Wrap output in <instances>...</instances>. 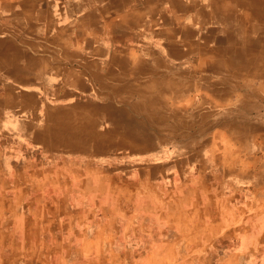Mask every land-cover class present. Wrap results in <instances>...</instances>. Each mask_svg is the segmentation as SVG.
Returning a JSON list of instances; mask_svg holds the SVG:
<instances>
[{
  "label": "crops",
  "instance_id": "0c3cea01",
  "mask_svg": "<svg viewBox=\"0 0 264 264\" xmlns=\"http://www.w3.org/2000/svg\"><path fill=\"white\" fill-rule=\"evenodd\" d=\"M244 1L0 0V264H248L264 249L253 105L250 135L228 124L218 139V119L186 99L215 59L184 51L256 15ZM156 143L179 157L156 162Z\"/></svg>",
  "mask_w": 264,
  "mask_h": 264
},
{
  "label": "rangeland",
  "instance_id": "374dc122",
  "mask_svg": "<svg viewBox=\"0 0 264 264\" xmlns=\"http://www.w3.org/2000/svg\"><path fill=\"white\" fill-rule=\"evenodd\" d=\"M239 5L242 6V4H239ZM236 9H237V6H236ZM249 13L250 11L246 12V14L244 15L245 18L242 17L243 15L234 16L233 17L234 28L230 32L226 30L225 25L223 28H221L223 25L222 24L220 25L221 23L220 22L216 24L218 27V30L215 27L216 25H213L215 27V30H212V31L204 30L203 32L199 33L201 36V39H203L202 41L203 44H206L204 43L205 39L206 40L210 38L213 39L212 43H214V45L213 46L207 45L206 46L207 48L205 49L206 51L208 50V48H214L216 50L215 56L217 57H214L215 60H220V61L231 60L233 61L234 64H245L246 63L245 66L240 67L242 68V71H244V73L241 74V76L236 77L234 74H229L226 80V83L224 85L222 84L224 87L225 86L232 87L231 91L235 90V93L233 95L232 93H230L229 95L228 94L226 95L225 93L214 92V90H211V88L205 84L203 79L192 81V85L188 82L189 87L191 89L188 88L190 90H188V95L186 96L187 104L191 106L193 105L192 102L194 101L200 102L202 104L201 106L202 110L200 111V113L204 115V117L208 116L207 118L211 119V116H212L213 119H218V123H219L218 126L212 129L214 130L215 136H218V139H227L228 137L227 133L230 132V130L227 131L229 128L228 126H231V125L234 126L236 130H238V133L236 132L238 136L242 135L243 130H247L246 135H250V129H251L250 125L252 126V124L248 118L251 112L250 113L246 112L247 111L246 106H252V105H253V109H252L251 115L255 120L258 121L257 122L258 126L261 125L258 128V130H256V132H258L260 136L264 135V66L261 67V69H263L262 71L259 70L258 73L254 72L253 71L254 64L252 60L253 57L250 56V55L260 56V53H264V47L263 46L260 47L259 45L260 43L258 40L260 36H264V22H262L261 20L255 19L254 16L246 18V16ZM259 15L260 14L256 16H259ZM159 36H162V33H160ZM192 39H199L198 34L196 36L193 35ZM231 51L234 54H237V53L250 54V55L244 56V58L246 59L247 56H250L252 63H247L246 61L245 62L239 61L237 57L230 54ZM135 54H141V52L135 53ZM223 54L225 56H223ZM195 56H198V55H195ZM204 56H199V57H201L203 60H206ZM258 56L257 58H259ZM209 60L212 61L211 59ZM211 63L212 62L199 63L198 66L202 68H205V66L210 67L212 65ZM203 74L208 75L213 79H216V76L214 73L203 71ZM221 75L223 74H220V76ZM221 77H219V79ZM244 79H246V82L249 84L250 88L249 87H247V89L245 87L237 88L235 87V85H233V83L242 82L244 81ZM195 85H197V87H195ZM189 113L190 112H188V117L191 116ZM228 124H231V125H228ZM210 130L207 131L208 134L204 136L202 139H210V133H211ZM189 131H194V128L192 129L188 127L187 139H190L188 137L190 135ZM146 133L147 131L144 132V134ZM161 134L165 135L168 133H166V131H163V129H161ZM171 139H179V137L171 136ZM155 146H156V156L158 158L162 157L161 154L163 150L169 151V149L171 151L172 150L174 151L173 155L175 153L178 156L177 151L179 150V146L177 144L167 145V144H157L156 143ZM158 149L160 152L158 151ZM251 152L252 151H250V153ZM159 160L160 158L156 159L155 161L157 162ZM165 180H167L168 182L172 181L174 183H178L179 177L175 176L171 180H169V177H166ZM167 194H168L167 196L168 206H173V205L177 206V203L179 202V196H182V195H178L176 194V192L175 193L168 192ZM156 196H158L157 193H156ZM182 199H185V198L183 197L181 198V200ZM249 210L253 212L255 209L251 208ZM9 242L12 244L14 241L11 240ZM221 242L222 241L219 242L220 245L223 243ZM15 243L17 245L18 241H15ZM1 244H2V241L0 240V245ZM260 247L263 248V245H261ZM260 247L257 250L258 252H256L257 254L248 255L247 257L248 264H261L264 262V255H262V253L264 252V249ZM224 259H225V256H223L222 254L216 257V260L218 263L224 262Z\"/></svg>",
  "mask_w": 264,
  "mask_h": 264
},
{
  "label": "bare ground",
  "instance_id": "6f19581e",
  "mask_svg": "<svg viewBox=\"0 0 264 264\" xmlns=\"http://www.w3.org/2000/svg\"><path fill=\"white\" fill-rule=\"evenodd\" d=\"M239 4H243V6H246V7H250L251 8V10H255L256 12H257V14H260L259 16H256V15H253L252 13H249L247 16H246V18H249V17H253L254 16V18L255 19H258V20H261L262 22H264V0H247V1H244V2H240ZM3 5V4H2ZM249 8V9H250ZM19 11V10H18ZM16 12V11H15ZM243 18H245L244 16H242ZM30 18V17H29ZM0 19H1V17H0ZM241 19V18H240ZM246 20V19H245ZM248 20V19H247ZM3 21V20H2ZM29 22H30V20H29ZM32 22V21H31ZM246 24H247V22H246ZM19 25V24H18ZM240 27V26H239ZM255 27V26H254ZM46 29H48V28H46ZM247 30V29H246ZM245 30V31H246ZM48 31V30H47ZM55 33V32H54ZM58 34V33H57ZM56 34V35H57ZM54 36V35H53ZM134 36V35H133ZM50 37H51V35H50ZM55 37V36H54ZM58 37V36H57ZM234 37V36H233ZM17 38V37H16ZM42 38V37H41ZM53 38V37H52ZM51 38V39H52ZM62 38V37H61ZM81 38V37H80ZM18 39V38H17ZM29 40H31V39H29ZM64 40V39H63ZM258 40H259V45H260V47L261 46H263L264 47V36H260V38H258ZM32 41H34V40H32ZM32 41H30V42H32ZM50 41H52V40H50ZM49 41V42H50ZM53 41H54V38H53ZM87 41V40H86ZM25 42V41H24ZM54 42H56V41H54ZM59 42V41H58ZM21 43V42H20ZM78 43V42H77ZM57 44V43H56ZM48 45V44H47ZM84 46V45H83ZM242 47H243V45H242ZM206 48V47H205ZM205 48H199V47H188V51H184L185 52V54L189 57H193V56H195V55H198V56H204L205 57V59H207L208 57H213V59H214V57H217V56H215V53H216V50L214 49V51L211 49V48H208V50L206 51V49ZM225 49V48H224ZM248 49H250V48H248ZM248 49H246V50H248ZM252 49V48H251ZM256 49V48H255ZM65 50V49H64ZM178 48L177 49H175V50H173L172 49V51H173V53L175 54V53H178ZM67 52H68V50H66ZM65 51V52H66ZM225 51V50H224ZM239 51V50H238ZM250 51V50H249ZM248 51V52H249ZM40 52V51H39ZM70 52V51H69ZM184 52H182V54H184ZM223 52V51H222ZM242 52V51H241ZM257 52V51H256ZM8 53V52H7ZM12 53V52H11ZM258 53H259V51H258ZM53 54V53H52ZM209 54V55H208ZM230 54L231 55H233V56H235V57H237L238 59H239V61H246L247 63H252L251 62V58H250V56H252L253 57V66H254V72H256V73H258V71L260 70V71H262L263 69H261V67L262 66H264V53H260V56H258L259 58H257V56L256 55H250V54H242V53H237V54H234L232 51L230 52ZM62 55V54H61ZM246 55H250V56H247L246 57V59L244 58V56H246ZM63 56V55H62ZM223 56H225L224 54H223ZM64 57H66V56H64ZM84 57H88V56H84ZM36 58V57H35ZM87 60V59H86ZM4 61V60H3ZM220 60H214V62H212L211 64V66L210 67H206L205 66V68H203L202 69V71H207V72H209V73H214L217 77H218V81L219 82H221V84H225L226 83V80H227V78H228V76H229V74H234L236 77H238V76H241V74H243L244 73V71H242V68H240V67H242V66H245V64H234L233 63V61H231V60H227V61H225V63H223V64H217L218 62H219ZM18 62V61H17ZM78 62V61H77ZM115 62V61H114ZM113 62V63H114ZM4 63H5V61H4ZM34 63V62H33ZM49 63V62H48ZM95 63V62H94ZM109 63V62H108ZM242 63V62H241ZM91 64V63H90ZM84 65V64H83ZM87 65V64H86ZM239 65V66H238ZM76 66V65H75ZM109 66H110V64H109ZM209 66V65H208ZM67 67V66H66ZM118 67V66H117ZM12 68V67H11ZM87 68V67H86ZM101 68H102V66H101ZM111 68V67H110ZM232 68V69H231ZM74 69V68H73ZM107 69V68H106ZM109 69V68H108ZM244 69V68H243ZM89 70H91V69H89ZM109 70H111V69H109ZM129 70V69H128ZM147 70V69H146ZM231 70V71H230ZM249 70V69H248ZM70 71H71V69H70ZM191 71V70H190ZM82 72V71H81ZM89 72H91V71H89ZM99 72V71H98ZM133 72V71H132ZM180 72V71H179ZM178 72V73H179ZM192 72V71H191ZM83 73V72H82ZM104 73H106V72H104ZM125 73V72H124ZM140 73V72H139ZM147 73V72H146ZM100 74V73H99ZM123 74V73H122ZM128 74V73H127ZM135 74V73H134ZM144 74H145V72H144ZM220 74H223V75H221L220 76ZM255 74V73H254ZM90 75H92V74H90ZM89 75V76H90ZM94 75V74H93ZM191 75V74H190ZM71 76H72V74H71ZM100 76V75H99ZM98 76V77H99ZM107 76V75H106ZM105 76V77H106ZM130 76V75H129ZM155 76V75H154ZM201 76V75H200ZM95 77H96V75H95ZM117 76H115V78H116ZM133 77V76H132ZM219 77H221L220 79H219ZM77 78V77H76ZM108 78H109V76H108ZM112 78V77H111ZM139 78V77H138ZM158 78V77H157ZM165 78V77H164ZM163 78V79H164ZM201 78L204 80V82H205V84L207 85V86H209L210 88H211V90L213 89L215 92L216 91H218V92H220V93H228V92H230L231 91V88L232 87H229V86H223V88L222 89H219V88H217V86H216V82H215V80H211V79H209V76L208 75H205V74H203V76H201ZM102 79V78H101ZM103 79H105V78H103ZM121 79H123V78H121ZM127 79V78H126ZM136 79V78H135ZM153 79H155V78H153ZM191 79V78H190ZM230 80V79H229ZM76 81H78V80H76ZM115 81V80H114ZM151 81H155V80H151ZM222 81H223V83H222ZM232 81H234V80H232ZM109 82V81H108ZM134 82V81H133ZM178 82V81H177ZM187 82V81H186ZM72 83V82H71ZM101 83V82H100ZM100 83H99V85H100ZM140 83V82H139ZM176 83V82H175ZM196 83V82H195ZM96 84V83H95ZM116 84H118V83H116ZM155 84V83H154ZM153 84V85H154ZM98 85V86H99ZM112 85V84H111ZM130 85V84H129ZM165 85V84H164ZM186 85V84H185ZM233 85H235V87H239V88H243V87H245L246 89H247V87H249V84L246 82V79H244V81H242V82H237V83H233ZM97 86V85H96ZM113 86V85H112ZM112 86H110V88L112 87ZM131 86V85H130ZM141 86V85H140ZM148 86V85H147ZM150 86V85H149ZM181 86V85H180ZM187 87H186V89H188V88H190L189 87V84L187 83V85H186ZM76 87V86H75ZM115 87V86H114ZM119 87V86H118ZM167 87V86H166ZM173 87V86H172ZM195 87H197V85H195ZM205 87V86H204ZM99 88V87H98ZM105 88V87H104ZM113 88V87H112ZM137 88V87H136ZM168 88V87H167ZM177 89V88H179V86H174V88L173 89ZM250 88V87H249ZM71 89V88H70ZM85 89V88H84ZM88 89V88H87ZM94 89V88H93ZM263 89V88H262ZM68 90V89H67ZM147 90V89H146ZM166 90V89H165ZM181 90H183V88L181 89ZM249 90V89H248ZM66 91V90H65ZM80 91H81V89H80ZM84 91V90H83ZM94 91V90H93ZM143 91V90H142ZM148 91V90H147ZM159 91V90H158ZM178 91V90H177ZM184 91V90H183ZM55 92V91H54ZM70 92V91H69ZM100 92V91H99ZM115 92V91H114ZM125 92V91H124ZM160 92V91H159ZM159 92H157V96H158V93ZM173 92V91H172ZM99 94V93H98ZM105 94V93H104ZM109 94V93H108ZM118 94V93H117ZM227 95V94H226ZM114 96V95H113ZM154 96V95H153ZM110 97V96H109ZM150 98V97H149ZM155 98H157V97H155ZM147 100V99H146ZM149 100H151V98L149 99ZM145 101V100H144ZM152 101V100H151ZM151 101H149V102H151ZM159 101V100H158ZM122 102V101H121ZM146 102H148V101H146ZM74 103V102H73ZM80 103V102H79ZM72 104V103H71ZM79 105V104H78ZM77 106V105H76ZM78 107V106H77ZM143 107V106H142ZM148 107V106H147ZM80 108V107H79ZM129 108V107H128ZM137 108V107H136ZM149 108V107H148ZM139 112V111H138ZM175 113V112H174ZM100 114V113H99ZM140 114H142V113H140ZM169 114V113H168ZM83 116H85V115H83ZM82 116V117H83ZM177 116V115H176ZM179 116V115H178ZM98 120V119H97ZM107 123V122H106ZM98 124V123H97ZM96 124V125H97ZM108 124V123H107ZM30 126V125H29ZM41 130V129H40ZM106 131V130H105ZM35 132H37L36 130H35ZM112 133V132H111ZM114 148V147H113ZM111 149V148H110Z\"/></svg>",
  "mask_w": 264,
  "mask_h": 264
}]
</instances>
